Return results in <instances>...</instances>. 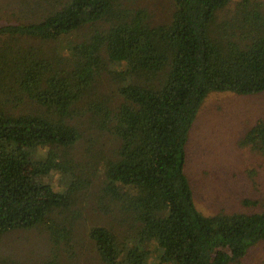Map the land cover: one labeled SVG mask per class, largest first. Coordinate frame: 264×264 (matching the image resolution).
<instances>
[{"label": "trees", "instance_id": "trees-1", "mask_svg": "<svg viewBox=\"0 0 264 264\" xmlns=\"http://www.w3.org/2000/svg\"><path fill=\"white\" fill-rule=\"evenodd\" d=\"M142 2L23 0L0 27V257L16 233L49 244L41 264H147L151 247L241 264L264 242V209L205 216L184 173L204 99L264 93L263 1L171 0L162 22ZM239 146L264 158V123Z\"/></svg>", "mask_w": 264, "mask_h": 264}, {"label": "rangeland", "instance_id": "rangeland-1", "mask_svg": "<svg viewBox=\"0 0 264 264\" xmlns=\"http://www.w3.org/2000/svg\"><path fill=\"white\" fill-rule=\"evenodd\" d=\"M142 4L149 7L156 22L166 21L172 10L171 0H143ZM22 6L23 0H0V27L18 23L16 18ZM25 13L23 21L31 16ZM82 32L73 39H81ZM22 43L39 44L29 40ZM61 44L67 48L70 41L65 38ZM258 121L264 123V93L253 96L210 93L202 102L189 132L184 173L190 182L195 206L203 215L212 216L220 211L250 214L264 209L241 205L242 200L264 203V158L248 147L239 146L245 133ZM43 181L60 187L65 178L53 174ZM36 235L8 236L5 241L9 242L6 250H1L0 258L13 255L19 264H41L50 259L49 244ZM13 240L21 243L19 247L16 248ZM149 251L152 257L147 264H154L159 252L153 247ZM241 264H264V242L250 249Z\"/></svg>", "mask_w": 264, "mask_h": 264}]
</instances>
